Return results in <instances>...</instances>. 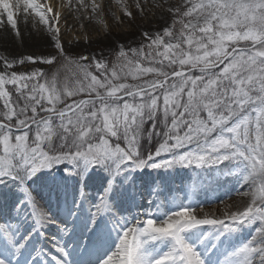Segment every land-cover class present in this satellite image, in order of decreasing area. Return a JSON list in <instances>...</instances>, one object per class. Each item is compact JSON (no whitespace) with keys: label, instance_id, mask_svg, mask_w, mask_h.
Returning <instances> with one entry per match:
<instances>
[{"label":"snow or ice","instance_id":"snow-or-ice-1","mask_svg":"<svg viewBox=\"0 0 264 264\" xmlns=\"http://www.w3.org/2000/svg\"><path fill=\"white\" fill-rule=\"evenodd\" d=\"M151 7L161 30L113 43L111 61L67 51L52 6L15 10L39 18L52 50L27 58L48 72L0 68V264H264V0ZM188 168L235 181L244 203L161 211L150 198ZM49 228L53 252H27Z\"/></svg>","mask_w":264,"mask_h":264},{"label":"rangeland","instance_id":"rangeland-1","mask_svg":"<svg viewBox=\"0 0 264 264\" xmlns=\"http://www.w3.org/2000/svg\"><path fill=\"white\" fill-rule=\"evenodd\" d=\"M67 0H37L38 3H44L53 7V12L50 13V16H56L59 14V20L57 26L60 28L59 36L61 38V42L64 44L67 51L71 52L74 56L83 54V55H95L98 58H103L106 60H113L114 57L112 55V45L113 43H124L126 46L137 47L139 43L147 41H143L142 35L133 37L130 41H108L106 42L105 37L106 34H118L119 32L126 33L129 29L124 25V8L120 7L119 4L115 2L111 4H107L108 10L112 13L109 15L103 10L102 1L96 0V4L101 5L100 10L101 18L96 20H88L84 19L83 22L80 23L79 19L76 15L72 14L66 5ZM26 2V0H24ZM11 1H9V4ZM135 6H127V11L131 10L134 12ZM29 16V20L33 26L37 35L43 36L45 38V44H42L41 47H32L27 49L25 52L20 51H10L4 47H0V68L3 66L4 59H8L9 61H15L14 69H9V71L15 70L17 72H26L31 70L33 67H40L42 71L48 72L49 66L36 64L33 65L30 61L27 60L28 57H41L47 55L49 51H51L50 41L48 37L51 35L46 30V26L39 22V18L34 14H27ZM171 23V21H169ZM153 33L161 30L160 27H151L148 28ZM21 61H24L22 64ZM55 69H53L54 71ZM193 172V168H188ZM187 169H178L177 171L181 174L182 171H186ZM201 177L209 176L208 174H199ZM219 179L223 180L224 178L221 176ZM177 180H170L167 184H171L176 182ZM198 182L202 184L203 181L198 179ZM212 182L216 184L213 180ZM230 182L225 183L223 186H231ZM174 185V184H172ZM227 195L219 197V199L214 198L205 202H198L199 207L196 209L197 212L200 213H209L212 216H221L224 213L228 212L230 209L226 207V205H232L231 201L232 197H237L235 195H240L239 192L244 191L245 189L240 188L239 185L235 184ZM164 190L167 189L165 185L163 186ZM163 190V191H164ZM214 192H209L208 194H212ZM241 196V195H240ZM182 198V196L177 193L176 198ZM151 199V198H150ZM228 201L227 203H223L224 201ZM224 200V201H223ZM223 203V204H222ZM222 204V205H221ZM231 210H235L233 207ZM23 234V233H22ZM56 236L57 239L58 233L55 228H49L47 230L46 236H41L39 233H34L29 244L26 246L27 252H32L38 249H44L46 252H53V239L52 237ZM65 247L70 249L69 242H65ZM102 255V253H101ZM41 259L44 261V264H53L50 257L42 256Z\"/></svg>","mask_w":264,"mask_h":264},{"label":"bare ground","instance_id":"bare-ground-1","mask_svg":"<svg viewBox=\"0 0 264 264\" xmlns=\"http://www.w3.org/2000/svg\"><path fill=\"white\" fill-rule=\"evenodd\" d=\"M9 1L11 3L9 4ZM103 4V10L111 15L112 13L108 10L107 4L115 2L118 6L123 7L124 11H127V6H135L133 13L138 11L137 4L144 3L148 4L149 8L146 9L147 15L141 12L137 18L133 21L129 17L125 16L124 25L129 30L126 33L119 32L118 34H106V42L108 41H121V40H132L133 37L141 35L143 31L151 27H160L164 19L159 14L158 10L151 7L152 4L158 3L159 0H100ZM165 6H167V0H164ZM25 3L24 0H0V9L5 11L9 9L19 10V6ZM96 3V0H67L66 5L72 14L76 15L80 23L84 19L96 20L101 18L102 11L100 9L93 10L92 4ZM14 19L17 21V29L13 30L10 25L7 24L6 14L0 10V47H4L10 51H20L25 52L27 49L32 47H41L45 44V38L41 35H37L34 31L33 26L29 20V16L23 12L21 9L19 12H15ZM151 21V23H148ZM198 172H193L190 169L182 171L179 177L176 178V182L171 184H165L167 189L164 190L163 186L159 189L161 194L159 196H152L151 199L156 203L161 205V211H167L168 208L174 207L175 203L180 201L188 202L189 199L197 202H205L211 199L222 197L225 192L229 193L231 188L235 186V181H231V186H217L212 182L209 176L201 177L197 174ZM205 174V173H203ZM153 175H156L153 173ZM200 179L202 184L198 182ZM230 182V181H229ZM174 184V185H172ZM164 190V191H163ZM209 192H214L208 194ZM177 193H179L182 198H176ZM237 197H232V206L242 205L245 198L240 195H235ZM224 201V200H223ZM225 201L223 203H227ZM222 203V204H223ZM221 204V205H222Z\"/></svg>","mask_w":264,"mask_h":264}]
</instances>
